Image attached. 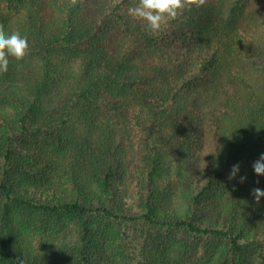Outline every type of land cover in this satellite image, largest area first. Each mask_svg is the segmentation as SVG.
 I'll return each instance as SVG.
<instances>
[{
  "label": "trees",
  "instance_id": "1",
  "mask_svg": "<svg viewBox=\"0 0 264 264\" xmlns=\"http://www.w3.org/2000/svg\"><path fill=\"white\" fill-rule=\"evenodd\" d=\"M136 2L0 0V264H264V0Z\"/></svg>",
  "mask_w": 264,
  "mask_h": 264
},
{
  "label": "clouds",
  "instance_id": "2",
  "mask_svg": "<svg viewBox=\"0 0 264 264\" xmlns=\"http://www.w3.org/2000/svg\"><path fill=\"white\" fill-rule=\"evenodd\" d=\"M206 0H137L127 8V15L133 19L146 23L147 29L155 33L162 29L169 20L177 19L186 8L192 5L201 7ZM29 53L27 37L19 32L6 34L4 26L0 25V72H6L9 66V56L17 60L23 59ZM256 175H264V153L252 165ZM240 171L239 163L234 164L229 173V180L235 179ZM246 176L240 177L243 183ZM257 183H259L257 181ZM251 195L257 203L264 197V190L256 187L251 190Z\"/></svg>",
  "mask_w": 264,
  "mask_h": 264
},
{
  "label": "rangeland",
  "instance_id": "3",
  "mask_svg": "<svg viewBox=\"0 0 264 264\" xmlns=\"http://www.w3.org/2000/svg\"><path fill=\"white\" fill-rule=\"evenodd\" d=\"M140 232L139 231H136L134 229V227H126L124 226L123 228V231L121 233L122 236H124V238H129L131 236H139ZM179 238H180V241H181V245H182V248L186 251L189 250V247H191V245L193 243H195V239L193 237H188L186 235H183V234H179ZM57 246L54 247L53 249V254L51 255L54 256L55 252L58 256V260H59V263L57 262H51L52 260H50V264H74V260L73 258H71V255L70 254H66L65 250L62 248L60 249V242L58 241L57 242ZM137 247V246H136ZM46 252L49 250V245L48 247H46ZM61 251V252H60ZM60 252V254H59Z\"/></svg>",
  "mask_w": 264,
  "mask_h": 264
}]
</instances>
